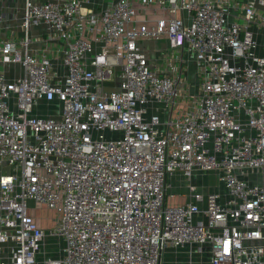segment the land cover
Masks as SVG:
<instances>
[{
    "label": "built area",
    "instance_id": "1",
    "mask_svg": "<svg viewBox=\"0 0 264 264\" xmlns=\"http://www.w3.org/2000/svg\"><path fill=\"white\" fill-rule=\"evenodd\" d=\"M23 1L0 14V264H164L192 246L264 264V0ZM45 102L61 115H34ZM196 172L215 189L170 205L169 178Z\"/></svg>",
    "mask_w": 264,
    "mask_h": 264
},
{
    "label": "crops",
    "instance_id": "2",
    "mask_svg": "<svg viewBox=\"0 0 264 264\" xmlns=\"http://www.w3.org/2000/svg\"><path fill=\"white\" fill-rule=\"evenodd\" d=\"M4 1L5 0H0V14L2 12H4L6 15L15 14L16 11H18V9H20L23 6V2H24L23 0H6L4 3L5 6H4L3 5ZM101 4H106V0H91V2H90V5L92 7H95V8L100 7ZM11 24H12L11 29L13 30V32L17 36H20V34H22V25H21V21H20V16H18V18L16 20L11 21ZM43 32H44L43 27H41V28L34 27L32 29V35L33 36H40V35H42ZM9 33H10V30L4 29V26L0 25V39H6V37L9 36ZM46 36H47L46 34H43V37H46ZM162 41H166V40H162ZM57 45H58V43L56 45L51 46L50 49L53 53V57H54V60L56 62L55 63L56 67L58 69L61 68L63 70L62 74L64 75V69L61 65V62L59 61V58H58L55 50H54V49H56ZM167 47H168V43H167L166 48ZM98 48L99 47H96V49H98ZM144 48L146 49L147 54L153 59L156 58L158 51H160V50H157L156 52H153L147 47H144ZM166 48L164 50H166ZM14 70H15V72L13 74ZM20 72H22V71L20 70V67H18V66L10 68V76H14L15 74L19 75ZM107 86H108V88L112 89V88H117L119 85L118 84L117 85L111 84V85H107ZM196 177H203L205 179H209L207 174H202L200 172H196L190 179L184 178L181 174H175V175L171 176L169 178V186L168 187H171L172 184H174L173 181H175V182L182 181V182H184V184L182 183L183 185H181L179 187H177L176 185L174 186L176 188L177 192H175L174 194H171V195H169V193H168L167 202L169 203L170 200L172 201L174 199L180 198V202L178 204H170V205L176 206V205L184 204L187 201H189V199H190L189 186H192V185L195 186L196 189L198 190V192H201V193H209L210 191L215 189V188L206 187V184H204L201 180L198 181L196 179ZM214 183H215V181H214ZM38 222H39V225L41 227L45 228V224H44V222H42V220L38 219ZM208 252H209L208 247H204L203 250H199L198 247H196V246L187 247L185 249H177V250L170 249V250H167L164 254V264H189V261L191 259H194L192 264H201V261H203V259H206V258L208 259L209 264H210ZM200 256H202V257H200ZM188 258H189V261H187Z\"/></svg>",
    "mask_w": 264,
    "mask_h": 264
},
{
    "label": "rangeland",
    "instance_id": "3",
    "mask_svg": "<svg viewBox=\"0 0 264 264\" xmlns=\"http://www.w3.org/2000/svg\"><path fill=\"white\" fill-rule=\"evenodd\" d=\"M5 1L3 2L4 6H5V4H4ZM165 42L166 41H162V40H153V41H146L143 44H144V47H147L151 51L156 52L157 50H164L166 48L167 42L166 43ZM57 72H58V75L62 76L63 70L61 68L58 69ZM120 81H121L120 77L116 75L111 80V84L112 85L113 84L119 85ZM34 115L40 116V117H57V116L61 115L60 104L58 105L57 103H54V102L42 103L39 107H37L34 110ZM4 170H7L6 166H4ZM207 175H208L209 179H205L203 177H196V179L198 181L201 180L204 184H206V187L215 188V186H216L214 183L215 175L214 174H207ZM173 182H174V184H172L173 187L171 186L168 189L169 195L177 192L176 188L174 187L175 185L177 187H179V186L184 184V182H182V181H177V182L173 181ZM220 189H222V187H220ZM179 202H180V198H177V199H174L172 201L170 200L169 204H178ZM32 211H33V214L36 215V217L38 219H40V220L42 219V222H44V224H45V228H48L52 224L53 218L56 215L55 212L46 210L45 208H43L41 206L34 208ZM63 248H64V242L59 240L58 238L50 237L46 240V252H47L48 258H52V259L60 258L62 256ZM200 257H202V256H200ZM193 260L194 259H191L189 261V258H188L187 261H189V264H192ZM201 264H209L208 259L207 258L203 259V261H201Z\"/></svg>",
    "mask_w": 264,
    "mask_h": 264
}]
</instances>
